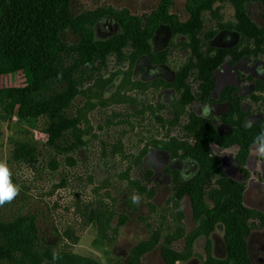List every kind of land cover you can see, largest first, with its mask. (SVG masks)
I'll list each match as a JSON object with an SVG mask.
<instances>
[{"label":"rangeland","instance_id":"rangeland-1","mask_svg":"<svg viewBox=\"0 0 264 264\" xmlns=\"http://www.w3.org/2000/svg\"><path fill=\"white\" fill-rule=\"evenodd\" d=\"M197 2L69 0L53 39L26 60L28 70L0 75V90H12L19 100L31 95L69 120L48 140L46 112L0 101V161L19 187L14 199L0 205L1 219L33 218L39 244L97 264H192L196 257L208 262L203 259H209L211 243L206 228L214 209L215 194L208 190L214 156L224 163L236 150L221 148L229 139L209 140L201 130L197 101L204 103L208 91L196 78L209 79L204 72L216 45L212 37L236 19L231 0H215L207 10ZM244 9L264 29V0H245ZM197 10L192 41L158 19L166 14L174 25L185 26L196 22ZM133 24L146 31L156 24L140 58H134L132 42L121 44L124 27ZM240 42L253 48L241 35ZM145 55L169 74L193 65L185 103L193 97L196 102L188 108L174 103L178 95L152 81L160 74L144 77ZM186 150L204 166L200 176L190 175V192H181L174 180L188 177L181 178ZM206 177L211 180L203 183ZM98 208L110 216L105 238L97 232ZM28 226L23 223L24 232ZM0 264L14 263L0 256Z\"/></svg>","mask_w":264,"mask_h":264},{"label":"flooded vegetation","instance_id":"flooded-vegetation-1","mask_svg":"<svg viewBox=\"0 0 264 264\" xmlns=\"http://www.w3.org/2000/svg\"><path fill=\"white\" fill-rule=\"evenodd\" d=\"M230 28L225 26L212 37L216 44L210 47L209 52L213 65L204 72L209 79L201 76L196 78L199 81L198 85L207 86L208 93L207 96L204 95L206 96L204 103L200 98L197 101L196 114H200L197 115L198 120L202 126L204 123L207 124L204 127L213 131L215 138L229 139V144L221 148L236 151L230 152L224 163L221 162L219 155L214 154V160L218 159V163H215L218 169L213 168L215 171L212 180L206 177L201 181L204 183L211 180L213 185L208 190L215 194L213 195L215 200L223 203L218 211L215 201L213 202L214 209L211 212L213 215L217 211L248 215V222L253 223L244 236L247 262L264 264V159L256 154L253 144V138L264 130V54L261 50L257 51V55L253 51L250 52L247 45L240 42L239 32H236L239 38L234 42V32ZM159 30L156 34L160 33ZM221 32L223 35L217 39ZM141 59H147L144 77L148 76V73L160 74L152 78V81H156L158 88L166 87L171 90V94H177L174 103H180L183 100V92H177L171 84L177 78L189 87L187 76L184 74L178 76L181 67L169 74L164 72L165 67L161 66V62L156 63L154 62L156 60H151L146 55ZM193 102H196L194 97L184 103L185 107L188 108L187 106ZM205 107L208 109L207 112L204 111ZM182 159H185V162L180 164L184 167L181 178L184 179L183 174L188 177L184 180H174L180 187L184 183H191L189 180L192 176L195 174V177L200 176L202 170L193 155L183 152ZM192 162L194 164H191ZM215 223L221 227L214 225L210 231L209 259H203L208 262L201 263L200 257H196L192 264H233L234 261L228 259L224 224Z\"/></svg>","mask_w":264,"mask_h":264},{"label":"trees","instance_id":"trees-1","mask_svg":"<svg viewBox=\"0 0 264 264\" xmlns=\"http://www.w3.org/2000/svg\"><path fill=\"white\" fill-rule=\"evenodd\" d=\"M68 1L0 0V75L21 69L28 70L29 67L25 64L26 60L32 59L34 51L44 48L47 42L53 39L56 33L53 32L55 31L54 25L58 18L61 17V13L64 14L65 5ZM214 1L198 0L201 8L205 10L211 9ZM244 1L231 0L236 19V22L231 27L240 33L243 40L253 42V48L251 49L245 44L250 52L253 51L255 54L261 50L264 54V29L257 28L249 20L245 14ZM199 13L200 11L197 10L196 22L193 21V23L185 26L174 25L166 14H161L158 19L169 24L173 33L179 32L188 35L192 41L197 30ZM155 27L156 24L149 31H146L142 30L139 24H133L132 27L125 26L124 33L121 35V44L128 41L132 42L136 50L134 58H137L147 52L148 39ZM194 52L196 53V51ZM209 61V66L211 67L213 65L211 56ZM190 66L193 65L182 66L178 76L186 75ZM171 85L176 88L177 92H183V100L181 102L185 103L189 95L188 86L183 81L182 83L178 81L177 78ZM4 99H9L8 101H11V103L19 102L20 105H26L36 113L46 112L50 119L44 129L48 140L56 139L61 131L69 125V120L60 118V115L53 108L45 103L37 102V99L31 95L19 100L18 94L12 90L2 89L0 90V101H4ZM53 118L56 120H53ZM201 130L207 132L209 140L214 139L213 131L211 132L204 126H201ZM20 150L17 149V152L19 153ZM184 153L192 155L187 150ZM197 160L199 161V159ZM215 162L218 163L217 158ZM200 165L201 167L204 166L202 163ZM215 168L218 169L217 166ZM190 184L189 182L184 183L179 190L181 192H190ZM199 186L202 187L203 185L199 184ZM213 200L219 211L223 203L215 200V198ZM218 211L215 215L210 216L211 221L206 228L207 233L213 229L214 222H222L225 227L224 237L228 248V259L234 261L233 264H249L244 241V236L248 233V215L242 216L236 212L229 213V211L225 214ZM27 221L29 229L27 228V232H24L23 223ZM27 221L20 215L13 217V219L0 218V256L7 258L9 262L14 264H97L87 257L68 250L54 251L51 247L39 244L34 219L30 218ZM96 224L98 235L101 238H105L106 229L110 226V216L109 213L108 215L106 214L103 208H98L96 211Z\"/></svg>","mask_w":264,"mask_h":264},{"label":"clouds","instance_id":"clouds-1","mask_svg":"<svg viewBox=\"0 0 264 264\" xmlns=\"http://www.w3.org/2000/svg\"><path fill=\"white\" fill-rule=\"evenodd\" d=\"M204 111H208L207 107H205ZM253 144L255 145L256 154L264 159V130H261L253 138ZM18 193L19 187L12 183L11 172L6 161H0V205L10 202Z\"/></svg>","mask_w":264,"mask_h":264},{"label":"water","instance_id":"water-1","mask_svg":"<svg viewBox=\"0 0 264 264\" xmlns=\"http://www.w3.org/2000/svg\"><path fill=\"white\" fill-rule=\"evenodd\" d=\"M223 35V33L221 32L219 35H217V39H220V37ZM237 34L236 33H234V42L237 40Z\"/></svg>","mask_w":264,"mask_h":264}]
</instances>
